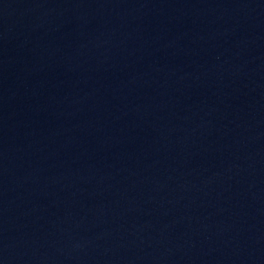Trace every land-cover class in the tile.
Wrapping results in <instances>:
<instances>
[{"label": "water", "instance_id": "95a60500", "mask_svg": "<svg viewBox=\"0 0 264 264\" xmlns=\"http://www.w3.org/2000/svg\"><path fill=\"white\" fill-rule=\"evenodd\" d=\"M152 0H0V264H99Z\"/></svg>", "mask_w": 264, "mask_h": 264}]
</instances>
